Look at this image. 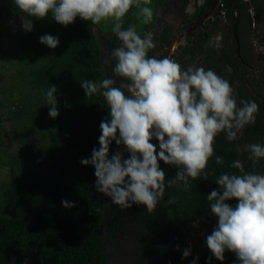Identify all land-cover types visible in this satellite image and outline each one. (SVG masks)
Returning a JSON list of instances; mask_svg holds the SVG:
<instances>
[{
	"label": "trees",
	"instance_id": "1",
	"mask_svg": "<svg viewBox=\"0 0 264 264\" xmlns=\"http://www.w3.org/2000/svg\"><path fill=\"white\" fill-rule=\"evenodd\" d=\"M164 1L152 0V23L143 25L141 30L135 24L142 38L155 26L158 8ZM1 2L0 22L18 25L15 17L21 14L12 0ZM189 3L195 9L192 13H186ZM212 3L213 0H182L183 22L179 26L165 23L152 38L157 46L149 50V56L166 57L175 37L198 20ZM236 3L241 12L238 26L241 54L259 71L260 79L252 66L244 64L237 55L232 32L235 20L232 0H223L214 17L189 34L171 58L186 70L201 56L205 69L214 70L230 82L238 106L242 100H254L260 112L255 124L245 126L235 140L229 141L224 133L216 136L214 155L205 170L214 171L215 175L208 179L202 175L192 182L188 191L183 182L167 185L178 169L160 161L165 171V192L153 212H148L144 205L133 204L122 210L111 203L110 197L95 190L94 167L80 163L82 158L90 157L94 147H99V125L108 117L102 95L87 97L81 82L113 78L115 61L110 56L120 45L115 34L79 17L63 26L56 23L51 14L42 20L29 17L34 25L31 32L18 26L7 32L15 61L12 63L21 67L18 77L28 83L32 98L24 96L23 100H17L13 118L18 120L15 126L27 132L26 153L14 154L8 159L0 157V164L9 167L8 178L0 191V264H111L107 245L118 241L128 244V250L121 254L127 258L123 264H179L196 222L205 219L216 227L217 217L211 214L206 199L213 189L219 190L216 176L222 172L238 173L237 169L229 167L237 159L244 163L246 170H253L244 147L249 143L264 144V63L259 64L255 58V48L264 47V0H250V3L236 0ZM252 6L255 16L248 11ZM129 25L132 24H125L123 28ZM3 33L5 35V31ZM44 34L57 36L58 47L52 49L41 44L39 37ZM216 35H221L218 47L211 45ZM253 39L259 42L256 47ZM106 59L109 63H105ZM119 82L117 78V86ZM52 85L57 87L59 115L56 118L49 116L51 106L47 105L45 97ZM2 106L1 101L0 109ZM1 119L0 116L2 145ZM37 129L43 132L42 139H30ZM151 142L159 150L158 141L154 138ZM118 148L122 150L123 146L113 142L110 154ZM216 156L223 157V165L215 163ZM254 170L264 173V159ZM62 200L74 203L75 207H63ZM227 203L235 206L237 201ZM196 264L239 262L229 251L225 252L223 262L216 260L206 247Z\"/></svg>",
	"mask_w": 264,
	"mask_h": 264
},
{
	"label": "clouds",
	"instance_id": "2",
	"mask_svg": "<svg viewBox=\"0 0 264 264\" xmlns=\"http://www.w3.org/2000/svg\"><path fill=\"white\" fill-rule=\"evenodd\" d=\"M12 2L21 14V26L26 32L34 29L29 17L42 20L49 14L63 26L72 24L77 17L96 25L109 19L115 21L111 31L120 45L110 56L115 61L113 78L81 82L87 97L102 95L108 117L99 125V147H94L90 157L82 158L80 163L94 167L95 190L110 197L111 203L122 210L133 204L146 206L148 212L156 209L165 192V171L160 161L178 169L175 178L167 181L169 187L179 181L188 191L202 175L204 179L215 175L214 171L205 170L214 155L216 136L224 133L229 141L235 140L245 126L256 122L260 106L254 100H242L238 106L230 82L214 70L203 66L185 70L171 57L149 56V50L157 46L150 35L142 38L135 25L123 28L124 17L133 7L138 9V21L144 25L152 23V0ZM187 11L192 13L195 9L189 7ZM248 11L256 15L254 6ZM220 41L221 35H216L211 45L218 47ZM39 42L52 49L60 43L51 34L40 36ZM258 43L252 40L253 46ZM56 92L57 87L52 85L45 93L51 118L59 115ZM154 138L159 150L151 142ZM113 142L123 148L110 154ZM244 151L253 170H246L241 160H234L229 167L238 173H220L215 179L219 190L213 189L206 196L211 214L217 217L206 245L221 262L229 251L239 264H264V173L254 170L264 159V144L249 143ZM215 163L223 165V157L216 156ZM231 200L237 201L235 206L227 203ZM61 203L65 208L75 207L67 200ZM189 255L190 249H184L182 259Z\"/></svg>",
	"mask_w": 264,
	"mask_h": 264
},
{
	"label": "rangeland",
	"instance_id": "3",
	"mask_svg": "<svg viewBox=\"0 0 264 264\" xmlns=\"http://www.w3.org/2000/svg\"><path fill=\"white\" fill-rule=\"evenodd\" d=\"M202 2V0H198ZM2 2L0 3V5ZM175 8L171 5L170 8L163 3L159 6L157 12V21L153 29L149 31L147 35H150L151 38H154L157 34H159L162 24L169 23L171 21L180 22L181 17L175 12ZM138 9L133 7L131 12L127 13L123 20V25L132 24L137 25L138 28H142L144 24L136 19V13ZM18 21V25L7 24L5 22H0V103L3 102V106L0 109L1 116V136L4 138V144H0V157L10 158V156L14 154H25L27 151V146L25 145L24 138L27 135V132L22 127L17 128L15 125L18 123V120L14 118V111L17 109L15 103L19 98L23 100L24 96L32 98V92L30 91V87H28V83L23 81L18 77L19 67L16 63H12L13 59V51L9 49L10 42L7 37V32L10 33L12 27L18 26L20 29L21 19L20 15L15 17ZM115 21L109 19L107 21H101L98 24V28H101L105 31H109L112 28V25ZM122 25V26H123ZM3 29V31H2ZM5 31V35L4 32ZM213 46V45H212ZM256 47V46H255ZM255 58L259 64L264 63V47H256ZM15 62V61H14ZM200 67L203 66L205 68L206 63L204 59L200 56L196 61L190 63L189 67ZM256 77L260 79L259 71L256 70L254 72ZM252 79V78H250ZM18 85H22V87L17 88ZM16 89L12 90L13 87ZM20 102V101H19ZM43 132L40 129L34 130L30 136V139L39 141L42 139ZM8 170L9 167L0 164V191L5 186L6 180L8 178ZM213 227L205 220L199 219L194 226V230L191 231L189 245L186 249H190V255L187 258L181 257V261L179 264H192L193 260H195V264L197 263L196 257L206 249V237L210 235L213 231ZM121 246V247H118ZM128 244L124 243V241H118L116 244H108L107 250L111 254V264H123L124 261L127 260L124 255L122 256L123 250H128Z\"/></svg>",
	"mask_w": 264,
	"mask_h": 264
},
{
	"label": "water",
	"instance_id": "4",
	"mask_svg": "<svg viewBox=\"0 0 264 264\" xmlns=\"http://www.w3.org/2000/svg\"><path fill=\"white\" fill-rule=\"evenodd\" d=\"M222 1L223 0H213L211 7L198 20H196L194 23H192L189 27H187L185 30H183L180 34H178L175 37V39L172 41V43L170 44L168 52L166 54V57H171L173 55V53L176 51V49L183 42V40L189 34H191L194 30H196L198 27L203 25L209 19L214 17V15H215L216 11L218 10V8L220 7ZM232 6H233V9L235 12V20H234L232 32H233L234 38H235L236 43H237V55L239 56L241 61L244 62V64L252 66L251 64L246 62L243 55L241 54V41H240V37L238 35V26H239V22L241 19V12H240V9L236 3V0H232ZM252 68H253V72H255L256 69L254 68V66H252Z\"/></svg>",
	"mask_w": 264,
	"mask_h": 264
},
{
	"label": "flooded vegetation",
	"instance_id": "5",
	"mask_svg": "<svg viewBox=\"0 0 264 264\" xmlns=\"http://www.w3.org/2000/svg\"><path fill=\"white\" fill-rule=\"evenodd\" d=\"M163 3H165V5L168 6V8H170L171 5L177 4V5L174 6V8L176 9L175 12L181 17V21L180 22L171 21V22H169V24L175 23L177 26L181 25V23L183 22V20L185 18L184 14H183V11L181 9L182 0H174V1L165 0ZM189 7H192L193 8L192 3H189L188 4L187 9ZM186 13H189V12L186 10ZM164 26H166V24H162V27H164ZM162 27H161L160 31L162 30Z\"/></svg>",
	"mask_w": 264,
	"mask_h": 264
}]
</instances>
